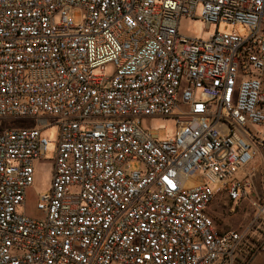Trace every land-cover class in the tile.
<instances>
[{"label": "built area", "instance_id": "built-area-1", "mask_svg": "<svg viewBox=\"0 0 264 264\" xmlns=\"http://www.w3.org/2000/svg\"><path fill=\"white\" fill-rule=\"evenodd\" d=\"M183 19L247 33L191 38ZM18 118L38 125L0 131V264H249L264 253V0H0V120ZM155 118L175 120V134L160 141L145 126ZM49 119L52 184L32 218L19 208ZM218 197L255 216L221 230Z\"/></svg>", "mask_w": 264, "mask_h": 264}, {"label": "rangeland", "instance_id": "rangeland-1", "mask_svg": "<svg viewBox=\"0 0 264 264\" xmlns=\"http://www.w3.org/2000/svg\"><path fill=\"white\" fill-rule=\"evenodd\" d=\"M82 16V12L76 11L74 17L76 22H79ZM232 34L234 32L241 36H246V29L243 26H231L229 24H220L219 27L213 25L209 30L206 29L205 24L202 21H193L191 19H183L180 25V33L191 38L208 39L210 36L216 33ZM111 69V67H110ZM51 126L44 130L43 134L49 141V147L45 160H40L35 165V183L28 190L25 205L19 208V212L29 217H40L41 213L37 208L39 199L49 192L52 177H53V160L56 153L57 138L59 129L54 124V119L48 120ZM38 120L31 118H18V119H1L0 131L6 129H21V128H33L37 127ZM146 128L152 127L158 132V138L160 141L168 139L174 135L177 130V123L173 119L155 118L151 121L145 122ZM129 168L133 171L143 169V164L140 161L134 160L129 163ZM212 213L219 228L223 231L227 230H242L255 216L254 210L249 206L247 202H244L236 214L229 211L228 205H225V201L218 197V200L214 202L212 206ZM249 264H262V258L254 260Z\"/></svg>", "mask_w": 264, "mask_h": 264}, {"label": "crops", "instance_id": "crops-1", "mask_svg": "<svg viewBox=\"0 0 264 264\" xmlns=\"http://www.w3.org/2000/svg\"><path fill=\"white\" fill-rule=\"evenodd\" d=\"M260 258H262V264H264V253H261V254L257 255V256L251 261V263H252L254 260H256V259H260Z\"/></svg>", "mask_w": 264, "mask_h": 264}]
</instances>
